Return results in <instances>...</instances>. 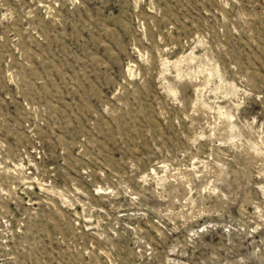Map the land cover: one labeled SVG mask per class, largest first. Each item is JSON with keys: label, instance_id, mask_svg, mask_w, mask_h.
<instances>
[{"label": "rangeland", "instance_id": "obj_1", "mask_svg": "<svg viewBox=\"0 0 264 264\" xmlns=\"http://www.w3.org/2000/svg\"><path fill=\"white\" fill-rule=\"evenodd\" d=\"M0 264H264V0H0Z\"/></svg>", "mask_w": 264, "mask_h": 264}]
</instances>
